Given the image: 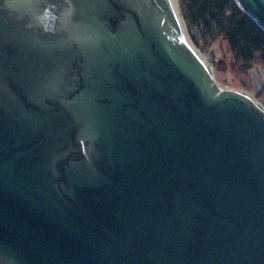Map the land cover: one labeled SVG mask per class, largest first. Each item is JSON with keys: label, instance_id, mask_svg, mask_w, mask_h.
Segmentation results:
<instances>
[{"label": "water", "instance_id": "obj_1", "mask_svg": "<svg viewBox=\"0 0 264 264\" xmlns=\"http://www.w3.org/2000/svg\"><path fill=\"white\" fill-rule=\"evenodd\" d=\"M0 264H264V111L170 0H0Z\"/></svg>", "mask_w": 264, "mask_h": 264}, {"label": "trees", "instance_id": "obj_2", "mask_svg": "<svg viewBox=\"0 0 264 264\" xmlns=\"http://www.w3.org/2000/svg\"><path fill=\"white\" fill-rule=\"evenodd\" d=\"M186 39L201 52L223 42L237 75L254 67L264 70V31L235 0H177Z\"/></svg>", "mask_w": 264, "mask_h": 264}, {"label": "rangeland", "instance_id": "obj_3", "mask_svg": "<svg viewBox=\"0 0 264 264\" xmlns=\"http://www.w3.org/2000/svg\"><path fill=\"white\" fill-rule=\"evenodd\" d=\"M170 2L184 32V27L177 9V0H170ZM187 42L207 66L212 78L221 89L245 94L264 111L263 69L254 67L248 72L246 77L239 76L235 71L234 61L223 42H215L207 50L202 52L197 50L188 40Z\"/></svg>", "mask_w": 264, "mask_h": 264}]
</instances>
